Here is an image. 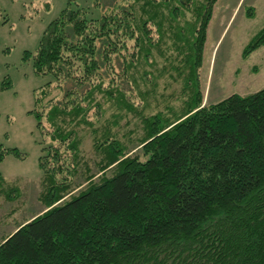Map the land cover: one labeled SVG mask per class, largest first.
<instances>
[{
    "label": "trees",
    "instance_id": "16d2710c",
    "mask_svg": "<svg viewBox=\"0 0 264 264\" xmlns=\"http://www.w3.org/2000/svg\"><path fill=\"white\" fill-rule=\"evenodd\" d=\"M216 1L95 0L94 17L68 0L47 25L37 50L24 56L32 58L36 73L53 78L31 110L42 129L44 107L52 128L46 153L38 157L45 209L1 240L0 264H264V87L201 104L197 69ZM185 10L192 20L178 19ZM166 35L167 50L182 53L177 77L192 93L180 118L166 124L144 118V159L120 160L124 147L115 139L101 142L94 131L104 153L101 166L112 172L72 193L77 129L92 126L88 113L91 105L99 112L97 94L117 91L131 107L132 98L118 88V72L126 71L125 59L137 61L142 48L155 45L163 54ZM262 45L264 26L243 57ZM106 81L110 87L103 88ZM10 85L5 78L0 88ZM54 88L61 98L42 104ZM61 147L71 154L61 156ZM8 152L23 157L2 147L0 159ZM6 181L0 173V192ZM6 184V196L13 198L19 186Z\"/></svg>",
    "mask_w": 264,
    "mask_h": 264
},
{
    "label": "rangeland",
    "instance_id": "374dc122",
    "mask_svg": "<svg viewBox=\"0 0 264 264\" xmlns=\"http://www.w3.org/2000/svg\"><path fill=\"white\" fill-rule=\"evenodd\" d=\"M94 1L77 0L80 6L89 10L90 16L96 17L99 12L93 7ZM67 2L0 0V84L5 78L11 82L9 87L0 88V148H16L23 155L19 158L8 152L0 159V173L4 179L19 186L16 195L8 198L5 191L10 186L7 181L2 185L5 191L0 192V242L17 226L45 209L39 200L42 172L38 157L46 153L42 148L50 144L52 128L46 121L44 107H40L42 129L37 128V120L31 110L35 107L37 92L53 78L49 74L36 73L32 58L25 59L24 56L25 52L37 50L43 31L60 15ZM193 17L191 10H185L184 16L178 19L189 21ZM262 26L264 0H217L214 3L206 28L201 66L197 69L201 104L218 102L232 93L250 94L264 87V45L247 58L242 55L244 46ZM156 31L153 27L150 35L154 42L158 40ZM167 36L162 45L163 54L154 45L151 49L142 48L133 64L122 59L127 69L123 73L121 70L118 72V88L122 95L132 98L131 107L124 98L115 95L117 91L114 94H97L99 112L97 114L98 109L91 105L88 113L92 126L77 129L81 142L76 158L78 169L72 178L77 188L72 193L83 189L89 181H98L102 175L108 176L112 172V166L105 169L101 166L104 153L102 147L98 149L96 146L98 135L101 142L115 139L124 147L120 160L133 155L144 159L140 151L141 142L147 135L144 118L154 116L162 124L180 118L177 115L184 111L192 93L183 85L182 78L177 77L175 67L180 64L182 53L172 48L167 50L171 43ZM148 50L149 57L146 54ZM167 54L172 56L167 59L164 57ZM183 57L186 58V54ZM106 87H110L107 81L103 83V88ZM61 96L62 91L54 88L42 104L53 103ZM60 154L67 157L71 152L67 153L61 147Z\"/></svg>",
    "mask_w": 264,
    "mask_h": 264
}]
</instances>
